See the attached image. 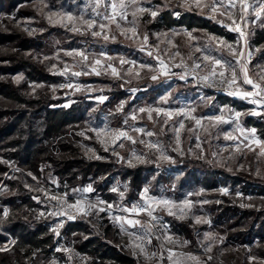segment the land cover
I'll return each instance as SVG.
<instances>
[{
    "label": "rangeland",
    "instance_id": "obj_1",
    "mask_svg": "<svg viewBox=\"0 0 264 264\" xmlns=\"http://www.w3.org/2000/svg\"><path fill=\"white\" fill-rule=\"evenodd\" d=\"M3 3L0 129H13L0 138V249H7L0 250V264H99L80 251L91 239L125 264H264V141L247 124L249 119L264 124V43H254L264 31V0H223L225 6L235 7L215 14L192 0L191 7L185 0ZM141 7L146 11L139 12ZM225 11L235 24L220 14ZM164 12L174 17L193 13L217 23L230 38L161 27L157 18ZM89 20L95 21L92 29L85 24ZM100 24L106 27L101 30ZM237 26L243 38L231 30ZM93 31L101 35L93 36ZM216 40L242 52L239 63ZM80 52L88 59L77 55ZM206 55L222 58L226 81L235 68L236 83L228 82L229 93L260 94L245 98L207 86ZM161 60L168 67L167 76L161 74ZM197 63L201 68L194 67ZM242 66L261 89L244 83ZM153 75L158 79L152 80ZM102 96L107 99L101 103ZM54 109L70 111L74 117L54 138L41 139L36 160L15 155L16 149L7 144L20 142L31 128L44 127L46 110ZM121 131L135 143L116 139L114 133ZM89 186L94 191L84 192ZM77 200L96 207L87 215L69 209ZM161 200L169 203H155ZM63 212L74 218L59 214ZM16 224L24 229L12 230ZM26 230H42L41 236L49 238L47 249L26 255Z\"/></svg>",
    "mask_w": 264,
    "mask_h": 264
},
{
    "label": "trees",
    "instance_id": "obj_2",
    "mask_svg": "<svg viewBox=\"0 0 264 264\" xmlns=\"http://www.w3.org/2000/svg\"><path fill=\"white\" fill-rule=\"evenodd\" d=\"M4 0H0V13L4 12L5 5L3 3ZM158 21L161 27L173 29V28H185L187 31H193V30H204L208 34L223 37V38H230V36L227 34V32L214 24H211L208 20L205 18L199 17L193 13H180L178 17H174L169 12L161 13L158 16ZM6 36V35H5ZM255 45L260 46L262 43H264V31L259 32L258 36L255 40ZM32 71V69H31ZM35 74L36 72L33 71ZM223 101L228 102V99L222 98ZM47 120V124L41 126V128H38L37 130H34L31 128V130H28V135L26 138L21 139L19 138L20 142H10L9 147L11 146L13 149H16L15 155H22L24 159L28 162H32L36 160L38 155L40 154V151L37 150V145L41 141V139H45L46 137L54 138L57 134L60 126L65 124V122L71 118L74 117V114L70 113V111H60L57 109L54 110H46L45 113ZM247 124L250 126H253L256 128L258 135L260 138L264 141V124L254 122L252 119H249L247 121ZM3 129H0V138L1 140H4L11 130L13 129V126H3ZM138 174L139 171H136L133 175V181L136 182L138 180ZM137 183V182H136ZM17 225V224H16ZM72 229L79 230V227L75 224L70 225ZM22 229V226H13L12 230H18ZM21 227V228H20ZM77 227V228H76ZM24 229V228H23ZM42 230H29L25 231V234L23 236L26 240V245L29 247L26 251V255L29 254L31 251L35 250H46L49 246V238L45 236L42 237ZM80 251L83 253H90L95 259H97L99 264H105V263H113L118 262L119 264H125L126 261L122 259L119 256H114L109 251L104 252L101 248V246L98 244L97 240L91 239V240H85L80 248Z\"/></svg>",
    "mask_w": 264,
    "mask_h": 264
},
{
    "label": "snow or ice",
    "instance_id": "obj_3",
    "mask_svg": "<svg viewBox=\"0 0 264 264\" xmlns=\"http://www.w3.org/2000/svg\"><path fill=\"white\" fill-rule=\"evenodd\" d=\"M185 3H186L187 6L191 7V4L188 3V0H185ZM192 3H194L195 6L196 7H199V8H205V7L208 8L209 11L212 12V13H214V14L217 13L219 11V9H221V8L228 9V8L235 7V4H230V5L225 6L223 4V0H212L211 4L204 3V2H202V0H192ZM98 4H99V0H98ZM241 6L243 7V9L245 11L247 10V5L246 4H243L242 3ZM112 8H113V11H115L116 5L113 4L112 5ZM138 11L141 12V13H143V12L146 11V9L141 7V8L138 9ZM220 14L221 15H227L229 19H232L231 14L229 12H227V11L220 12ZM53 15H56V14L53 13L52 15H50L48 17L49 21L52 20V16ZM150 15L152 17H155L157 15V12L152 11L150 13ZM257 15H259V13H257ZM241 18H243V17H241ZM68 19L71 20L72 17L69 16ZM109 19H111L113 22H115V17L114 16L109 17ZM232 23L235 24L236 21L234 19H232ZM85 24L87 25V28L88 29H92L95 26V21L94 20L85 21ZM105 27L106 26L104 24H100L99 25V28L101 30H103ZM73 30L74 31H79V29H73ZM231 30L232 31L239 32L242 38L245 36V33L240 29L239 26H237L235 28H232ZM132 32H133V35L136 34L135 29H132ZM92 35L93 36H100L101 35V32L100 31H93L92 32ZM103 38L105 40L109 39V37L107 35H104ZM210 39L214 40L215 38H210ZM143 40L145 41V43L147 42V40H148L147 35H145L143 37ZM215 42L217 44L222 45L225 48H227V50L232 55L237 56L238 59H237L236 62L239 63V59L243 57V53L242 52H237L235 49H233L232 45L227 44L223 40H216ZM77 55H80L81 57H83L84 60H87L88 59V57L83 52L77 53ZM149 55H151V53H149ZM176 55H179V53H176ZM203 60L204 61H207L208 64L210 65L209 75L203 77V79L205 81H208L211 77H216L218 75L220 77L221 81H223V82H229L230 84H235L236 83L237 74H236L235 68H232V71H231V80L230 81H226V72L224 70H222V69L225 68V63L222 61V58L217 59V58H214L212 56L206 55V56L203 57ZM95 63L96 64H100V60H96ZM123 63H125V61L122 60L121 61V64H123ZM177 66H179V65H177ZM108 67L111 68L112 74L114 76H117L118 77L120 75L117 72L116 68L112 67L111 65H109ZM141 67L143 68V67H146V66L141 65ZM194 67L197 68V69H199V68H201V64L200 63H197V64L194 65ZM229 67H231V63L230 62H229ZM160 69H161V74L162 75L167 76L169 74L168 67H167V65L164 64V62L162 60L160 61ZM218 69H221V70L218 71ZM151 70L152 69L149 68V71H151ZM93 71H95V69H93ZM242 71L244 73V83H246V84H252L253 88H255V89H261L260 84H254L253 81L248 78L246 67H243L242 66ZM80 74L81 73H79V72L74 73V75H77V76H79ZM97 74H99V73H97ZM136 75H139V72H137ZM184 78H185L184 76H181V79H184ZM151 79L152 80H156V79H158V77L156 75H153L151 77ZM261 90L264 91V89H261ZM229 94L230 95H241L242 97H245L246 98V97L252 96L254 94L255 95H259L260 93L259 92H256V93H253V92H243V93H229ZM106 99H107V97H103V96L99 98V100H100L101 103L104 100H106ZM165 101H166V98H165ZM140 111L143 112V111H145V109H140ZM160 111L161 110H157L158 113ZM178 114H183V113H178ZM253 114H257V113H253ZM165 115H167L169 118L172 117V113L171 112H167V113H165ZM236 115L239 116L240 114L237 113ZM132 118L135 119V116H133ZM149 118H151V113H149ZM215 119L217 121L223 122L222 117H215ZM200 123H201V121L199 119H197L196 120V124L199 125ZM183 127H184V125H183V123H181L180 124V128H183ZM136 131H140V129H136ZM252 131H253V133L255 132L254 129ZM152 134L153 133H151V132L148 133V135H152ZM97 135H101V133H97ZM114 136H115L116 139L127 138L129 140H132V137L128 136L127 132H123V131L114 133ZM226 138H228V139H234V137H232V136H228ZM132 142L135 143L134 140H132ZM255 142L257 144L260 143L259 141H255ZM149 146L150 147H155V145H149ZM120 147H123V145L121 144ZM164 158L167 159V157H164ZM33 179H36V178L33 177ZM83 191L84 192H87V193H91V192L94 191V189L91 186H89V187L84 188ZM112 191L115 192V191H117V189L113 188ZM222 191L226 193L227 190L224 189ZM145 193H147V189H145ZM120 195L123 196V193L121 192ZM51 199H54L55 200V199H60V198H58L56 196H53V197H51ZM101 203H103V202H101ZM155 203L167 205L169 202L167 200H161V201H157ZM95 207H96V205L95 204H91V203L87 204V206L85 207L84 202L81 201V200H77L74 204L68 205V208L69 209H76L79 213L85 214V215L88 214V210L89 209H92V208H95ZM108 207L111 208L112 206L111 205H108ZM100 211H104V209L101 208ZM133 211H137V209H133ZM57 214L58 213H50V215H57ZM59 214H66V215H68V219H73L74 218L70 213H67V212H63V213H59ZM149 214H151V213H149ZM169 214H172V213L170 212ZM41 215H43V213H41ZM117 219H119V218H117ZM200 222H201L200 220H197V223H200ZM127 223H129V224H139L140 222L139 221L128 220ZM54 231H56V230L54 229ZM57 234H58V232H57ZM137 247H138V245H137ZM0 250H7V249H0ZM207 251L210 252L211 251V247H209L207 249ZM189 259L196 260L197 258L194 257V256H189ZM209 259H211V257H209Z\"/></svg>",
    "mask_w": 264,
    "mask_h": 264
},
{
    "label": "built area",
    "instance_id": "obj_4",
    "mask_svg": "<svg viewBox=\"0 0 264 264\" xmlns=\"http://www.w3.org/2000/svg\"><path fill=\"white\" fill-rule=\"evenodd\" d=\"M205 82L207 83V86H210V88H215V89L220 90L224 93H227V92L229 93L232 90L231 85L228 82L221 81L220 77H218V78L217 77H211L208 81H205Z\"/></svg>",
    "mask_w": 264,
    "mask_h": 264
},
{
    "label": "crops",
    "instance_id": "obj_5",
    "mask_svg": "<svg viewBox=\"0 0 264 264\" xmlns=\"http://www.w3.org/2000/svg\"><path fill=\"white\" fill-rule=\"evenodd\" d=\"M216 26H218L217 23H216ZM218 27H220V26H218Z\"/></svg>",
    "mask_w": 264,
    "mask_h": 264
}]
</instances>
